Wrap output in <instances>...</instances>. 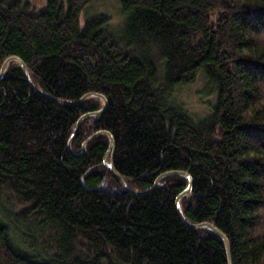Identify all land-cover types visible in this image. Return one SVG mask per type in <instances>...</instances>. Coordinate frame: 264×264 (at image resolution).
I'll use <instances>...</instances> for the list:
<instances>
[{"label": "trees", "instance_id": "trees-1", "mask_svg": "<svg viewBox=\"0 0 264 264\" xmlns=\"http://www.w3.org/2000/svg\"><path fill=\"white\" fill-rule=\"evenodd\" d=\"M0 0V264H264V0ZM216 19L212 21V16ZM203 71V72H202ZM202 73V74H201ZM201 74V75H200ZM203 78L208 105L178 100Z\"/></svg>", "mask_w": 264, "mask_h": 264}, {"label": "water", "instance_id": "water-1", "mask_svg": "<svg viewBox=\"0 0 264 264\" xmlns=\"http://www.w3.org/2000/svg\"><path fill=\"white\" fill-rule=\"evenodd\" d=\"M11 61H14L16 63H18V65L20 66L23 74L25 75V77L29 80V77H28V72H27V65L25 64V62L18 56H12L10 58H8L2 65L1 67V71H0V80L3 78L4 76V73L7 69V67L9 66L10 62ZM31 86L33 89H35L37 92H39L40 94L54 100V101H57L59 103H64V104H78V103H81L83 101H85L87 98H92V97H99L102 101H103V107L99 110H96V111H92V112H88V113H85L83 114L77 121L76 123V130H75V134L73 135V137L69 140L68 142V148H69V151L71 153H74V151L72 150V147H71V142L72 140L74 139L75 135L77 134V131L79 129V126H80V123L83 121V119L89 117V116H97V115H102L104 113V111L106 110L107 106H108V99L105 95L101 94V93H89V94H86L84 95L83 97H81L79 100H66V99H61V98H57V97H53L51 95H48L47 93H45L43 90L39 89L37 86H35L30 80H29ZM99 134H105L109 137V143H110V147L114 146L115 144V139L113 137V134L108 131V130H105V129H101L97 132H95L93 135H91L89 138H87L84 143H83V146H82V151L79 152V153H74L78 156H81L85 153V148H86V144L93 138H95L97 135ZM115 148V146H114ZM113 153H114V149L111 153V156H110V161L107 162V161H104L103 165H108L110 167V169L115 173V175L117 176V179L120 183V185L127 191H130L132 192L133 194H143V193H146L148 191H151L153 189H156L159 187V182L160 180L163 178V177H166V176H169V175H182L184 177L187 178L188 180V185L187 187L185 188V190L179 194V196L177 197L176 199V203L178 205V208H179V213H180V216L181 218L187 223L189 224L190 226L192 227H195V228H209V229H212L213 231H215L216 233H218L224 240L225 242V245H226V248H227V253H228V258H229V264H233L232 263V256H231V247H230V240L229 238L227 237V235L225 234V232L223 230H221L220 228H218L215 224L211 223V222H202V223H191L189 221H187L184 217V214L180 208V201L182 199L183 196L185 195H190L192 193V188H193V177L187 172V171H184V170H169V171H166L164 173H162L158 178L157 180L155 181L154 185L149 188V189H146V190H141V191H137V190H133L131 188H129L125 182V179H124V176L115 168L114 166V162H113Z\"/></svg>", "mask_w": 264, "mask_h": 264}, {"label": "rangeland", "instance_id": "rangeland-1", "mask_svg": "<svg viewBox=\"0 0 264 264\" xmlns=\"http://www.w3.org/2000/svg\"><path fill=\"white\" fill-rule=\"evenodd\" d=\"M31 1L38 6H42L45 3V0ZM97 13L109 14L111 16V22L113 23V25H121L124 17L118 0H97L87 5V7L82 12L81 20L84 22L88 16ZM211 19L212 21H214L216 19V15L212 16ZM201 79L203 78L200 76L196 83L186 87H182L177 93L178 100L186 104L188 108H190L197 114H204L208 106L205 102L206 97H203L202 94L204 85L203 80Z\"/></svg>", "mask_w": 264, "mask_h": 264}, {"label": "bare ground", "instance_id": "bare-ground-1", "mask_svg": "<svg viewBox=\"0 0 264 264\" xmlns=\"http://www.w3.org/2000/svg\"><path fill=\"white\" fill-rule=\"evenodd\" d=\"M203 72V71H202Z\"/></svg>", "mask_w": 264, "mask_h": 264}]
</instances>
